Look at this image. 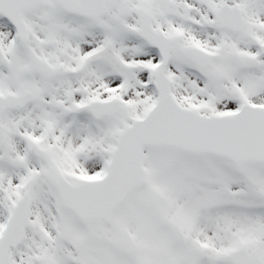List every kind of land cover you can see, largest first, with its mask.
<instances>
[{
  "label": "snow or ice",
  "instance_id": "snow-or-ice-1",
  "mask_svg": "<svg viewBox=\"0 0 264 264\" xmlns=\"http://www.w3.org/2000/svg\"><path fill=\"white\" fill-rule=\"evenodd\" d=\"M0 264H264V0H0Z\"/></svg>",
  "mask_w": 264,
  "mask_h": 264
}]
</instances>
